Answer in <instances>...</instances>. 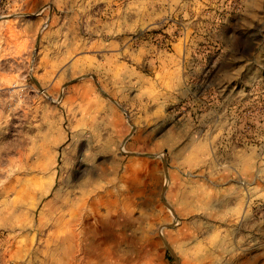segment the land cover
Returning a JSON list of instances; mask_svg holds the SVG:
<instances>
[{"label": "rangeland", "instance_id": "1", "mask_svg": "<svg viewBox=\"0 0 264 264\" xmlns=\"http://www.w3.org/2000/svg\"><path fill=\"white\" fill-rule=\"evenodd\" d=\"M67 1L0 0V264H264V0Z\"/></svg>", "mask_w": 264, "mask_h": 264}, {"label": "crops", "instance_id": "2", "mask_svg": "<svg viewBox=\"0 0 264 264\" xmlns=\"http://www.w3.org/2000/svg\"><path fill=\"white\" fill-rule=\"evenodd\" d=\"M141 0H68L66 2V7H69V18L71 19H80V18H96L98 15L106 14V18L108 20H112L114 26H112L111 22H104L103 28L107 30H103V32H110L111 28L114 32L122 25V20L126 18V16L130 15L126 9L129 5H140ZM134 18L142 17V12L139 11L137 15V11H134ZM117 20V21H116ZM112 26V27H111ZM105 42V41H104ZM108 45H118L117 42H113L108 39ZM123 48L119 44L118 49L113 51H121ZM125 52V49H123ZM121 60L119 61V65H121Z\"/></svg>", "mask_w": 264, "mask_h": 264}]
</instances>
